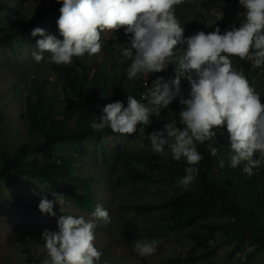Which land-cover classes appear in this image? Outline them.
I'll list each match as a JSON object with an SVG mask.
<instances>
[{
    "label": "clouds",
    "instance_id": "9594fccd",
    "mask_svg": "<svg viewBox=\"0 0 264 264\" xmlns=\"http://www.w3.org/2000/svg\"><path fill=\"white\" fill-rule=\"evenodd\" d=\"M61 3L56 26L60 37L36 27L32 36H40L31 55L36 63L48 55L50 63L70 65L74 57L95 56L102 50L101 34L124 30L129 36L127 46L116 48L128 62L125 69L129 80H140L145 89L141 99L127 96V106L121 100L106 104L90 128H105L120 135H144L152 118L163 120L161 128L147 133L154 154L170 155L174 161H186L185 175L178 181L187 189L197 178V165L203 159L197 145H205L216 157L217 130L226 129L230 143V167L243 165L242 171L254 175V169L264 165V103L261 94L249 83L243 70L237 71L231 57L249 61L254 69H264V0H238L244 11L239 20L221 33L203 30L185 37L178 21L176 6L184 0H56ZM109 39V38H108ZM178 45L186 47H177ZM174 65V75L152 74ZM182 81L189 91L184 95ZM182 106L167 117L162 112L173 101ZM178 115V120H177ZM223 135V132H220ZM143 148V143L139 144ZM167 148V152H165ZM224 160L219 167L224 168ZM40 199L41 213L56 217L54 204H66L63 195L52 193ZM91 219L83 215H60L57 231L45 229L42 239L47 251L45 264H99L103 252L95 246L96 220L111 223L109 211L95 206ZM158 241H135L134 253L146 258L157 252ZM107 264V262H105Z\"/></svg>",
    "mask_w": 264,
    "mask_h": 264
},
{
    "label": "trees",
    "instance_id": "16d2710c",
    "mask_svg": "<svg viewBox=\"0 0 264 264\" xmlns=\"http://www.w3.org/2000/svg\"><path fill=\"white\" fill-rule=\"evenodd\" d=\"M3 1L0 0V6ZM46 1L39 0L37 11L23 22L4 23L0 49L9 46L15 52L24 41L23 34L32 36V28L36 24H56L62 4L56 0H48L50 5L46 7ZM229 4L234 13L239 14L236 23L239 26L244 9L238 0H202L196 18L200 19L205 12H221ZM177 10L176 8L175 14L185 29L184 36L194 34V30L185 34L188 25L183 20V12ZM129 36L125 38V33L121 32L102 41L101 51L111 56L109 67L95 61L90 62L85 56L74 57L70 65L51 63V69L56 72L57 80L62 84L59 95L46 93L45 83L37 84L32 81L22 112L30 137L27 142L19 143L14 150L7 149L2 143V138L5 137L2 129L4 117L0 114V195L4 183L35 180L47 186L45 195L52 197V193L61 194L78 208L85 209L88 197L93 194L94 178L76 172L75 155L71 150L73 147L84 154L93 153L97 149L101 156L100 165L116 171V188L132 183L152 182L149 175L140 172V164L149 159L146 150L136 152L125 146L115 145H124L119 138L131 136L113 133L108 128L94 131L89 126L93 120L99 122L106 104L121 100L126 107L129 94L137 100L141 99L144 92L140 88L141 81L134 82L127 78L125 69L128 62L122 63L123 58L116 50L119 44L127 46ZM57 38L62 39L60 36ZM235 62L236 70H243L250 81H255L260 70L254 69L251 62L246 60L235 58ZM157 75L165 78L173 76L174 65H169L164 72L147 77L149 85ZM182 87L187 96V81H182ZM261 102L264 103V99ZM181 107L178 100L173 101L162 112V116L167 117L171 112L178 114ZM176 118L178 120V115ZM162 123L163 120L152 118L151 126L145 131L148 146L151 145L147 133L161 128ZM220 132L224 134L221 135ZM107 134L112 136L114 142L104 146L102 142ZM216 140L214 146L219 150L216 157L207 151L206 144L197 145L203 159L197 165V178L187 189L178 183L185 175L186 161L183 158L181 161H174L170 155H157L160 159L153 161L154 181L163 193L160 204L151 207L158 211L157 222L153 228H141L128 220L121 228V233L136 239H147L157 234L183 232L192 244L188 253L176 260L179 264L207 262L218 249L227 246H234L238 251L249 246L255 252L264 254V165L254 169L255 174L252 176L242 171V164L236 168L230 167L232 153L226 129L217 130ZM221 159L224 160V168L219 167ZM166 188L171 189L170 196L163 192ZM135 192L140 193L142 189ZM63 213L66 212H58L61 215Z\"/></svg>",
    "mask_w": 264,
    "mask_h": 264
},
{
    "label": "rangeland",
    "instance_id": "374dc122",
    "mask_svg": "<svg viewBox=\"0 0 264 264\" xmlns=\"http://www.w3.org/2000/svg\"><path fill=\"white\" fill-rule=\"evenodd\" d=\"M202 0H184L177 5V11L183 12L182 17L188 25L185 32L194 33L203 30L205 33L214 31L219 26L221 33L232 24H236L239 14L236 15L229 4L221 12H205L200 19L196 15L200 12V2ZM40 5L39 0H4L0 6V36L3 33L4 23L18 24L33 15ZM50 3L46 1V7ZM36 27L45 29L46 33L59 35L56 24L53 26L43 23L36 24ZM124 32L120 29L116 32L105 31L101 38L107 40L113 34ZM129 36V35H128ZM126 36L125 38H127ZM24 41L19 44L17 51H13L9 46L0 49V114L4 121L2 129L4 131L2 143L6 148H12L29 140L30 134L26 130V121L22 117L25 97L30 83H45V92L60 94V81L57 80L56 72L51 69L48 55L45 59L36 63L31 55L36 41L40 36H28L23 34ZM87 60L102 63L109 67L111 56L101 51L95 56L85 54ZM237 57H231L233 65ZM257 72L255 81L249 83L264 98V69ZM240 71V70H237ZM165 77V76H164ZM140 88L143 89L140 83ZM124 142L115 143L119 147L125 146L132 151L146 150L149 155L147 162L140 164V172L151 177L152 182L132 183L120 188L114 186L116 171L100 165V154L96 149L93 153L84 154L73 147L71 150L75 155L76 172L86 176H92L93 194L88 197L85 209L78 208L71 200L65 199L66 204L60 208L58 203L54 204L53 211L56 217L41 213L38 209L40 199L47 193V186L43 183L28 180L4 183L2 194L0 195V264H45L49 258L44 248L45 241L42 239V232L47 229L57 231V220L61 214L66 212L75 216L83 215L86 219H91V213L97 204H101L109 211L111 223L105 224L102 220H96L95 246L103 252L99 264H172L177 259L185 256L192 242L189 241L181 231L171 232L166 235H154L147 239H136L121 233V228L128 220H132L141 228H153L157 222L158 211L151 207L160 204L163 193L159 191L154 181V163L157 154L151 151V146L146 144V135L139 133L131 137H121ZM114 142L112 136L107 134L103 138L102 144L107 146ZM117 142V141H116ZM144 147L140 148L139 144ZM11 149V150H12ZM160 158H158L159 160ZM142 189L137 193L135 190ZM170 196L171 189L163 191ZM49 200H54V196H47ZM63 213V215H67ZM158 241L157 252L149 257L141 258L134 253L135 241ZM122 256V259L120 258ZM264 264V254L255 252L252 247L244 246L240 251L234 246L221 247L207 262L196 264Z\"/></svg>",
    "mask_w": 264,
    "mask_h": 264
}]
</instances>
